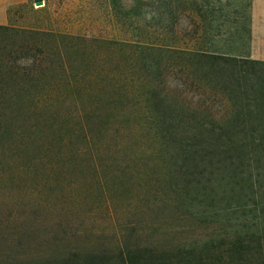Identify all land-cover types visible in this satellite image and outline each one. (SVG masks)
<instances>
[{
	"label": "rangeland",
	"instance_id": "374dc122",
	"mask_svg": "<svg viewBox=\"0 0 264 264\" xmlns=\"http://www.w3.org/2000/svg\"><path fill=\"white\" fill-rule=\"evenodd\" d=\"M44 3L37 7L34 0H0V25L77 37L72 48L63 51L73 70V86L54 95L63 102L60 113L44 121L21 119L22 133L34 124L42 129L47 121L61 145L26 151L15 143L0 142V264H28L25 259L38 260L49 252L77 247L112 249L120 239L127 244L158 241L162 245L221 240L235 222L213 224L206 219L208 212L201 211L232 205L237 194L218 167L201 170L205 179L214 178V188L202 196L193 187L175 194L176 183L185 186L177 176L180 145L176 138L167 143L152 112L160 98L150 88L160 84L170 94L164 96L172 97L177 74L153 78L143 70V55L131 47L107 45L105 40L166 43L189 50L210 44L214 50L243 51L252 58L253 34L248 40V29L254 0ZM193 20L201 27L196 28ZM197 34L200 39H194ZM211 35L218 37L212 44ZM164 64V71L180 68L173 58H164ZM202 84L190 86L182 103L200 106ZM220 104L212 103L215 113L222 111ZM26 168L33 174L26 176ZM247 194L244 190L243 201Z\"/></svg>",
	"mask_w": 264,
	"mask_h": 264
},
{
	"label": "trees",
	"instance_id": "16d2710c",
	"mask_svg": "<svg viewBox=\"0 0 264 264\" xmlns=\"http://www.w3.org/2000/svg\"><path fill=\"white\" fill-rule=\"evenodd\" d=\"M113 6L118 5L114 2ZM193 23L196 28L201 27L195 20ZM209 28H214L213 24ZM248 37L251 40V28ZM76 38L0 25V142L15 143L26 151L53 146L56 142L61 145L47 121L42 129L34 124L22 133L21 124L25 122L21 119L43 118L44 121L60 113L63 102L59 103L54 95L73 86L70 80L73 70L63 51ZM200 38L197 34L194 39ZM215 38L217 35L210 36L211 44ZM105 44L135 49V53L143 55V70L153 78L177 74L179 83L172 87V97L164 96L170 94L158 83L150 88L160 98L152 112L164 128V138L168 144L176 138L180 145L177 176L185 186L176 183L174 193L183 195L193 187L197 196H202L214 188V178L205 179L201 170L218 167L237 198L226 202L232 205L212 206L201 212L205 215L208 212L206 219L213 224L235 223L227 226L229 230H224L221 240L162 245L158 241L127 244L120 239L112 249L77 247L24 261H29L28 264H264V61L252 59L243 51L214 50L210 44L194 50L166 43L105 40ZM164 58H173L180 68L164 71ZM187 77H194L195 81H187ZM199 82L203 83L199 93L202 104H183L181 99L188 95L186 90ZM214 100L221 102L222 111H213ZM79 108L85 111L84 107ZM32 172L27 168L24 171L26 176ZM197 185L199 189L195 188ZM239 187L245 188L238 192ZM244 190L248 194L243 201ZM208 199L207 195L205 200ZM195 215L196 212L192 213Z\"/></svg>",
	"mask_w": 264,
	"mask_h": 264
},
{
	"label": "crops",
	"instance_id": "0c3cea01",
	"mask_svg": "<svg viewBox=\"0 0 264 264\" xmlns=\"http://www.w3.org/2000/svg\"><path fill=\"white\" fill-rule=\"evenodd\" d=\"M255 7L251 16L252 58L264 61V0H254Z\"/></svg>",
	"mask_w": 264,
	"mask_h": 264
},
{
	"label": "water",
	"instance_id": "95a60500",
	"mask_svg": "<svg viewBox=\"0 0 264 264\" xmlns=\"http://www.w3.org/2000/svg\"><path fill=\"white\" fill-rule=\"evenodd\" d=\"M34 2L37 7H43L45 4L44 0H34Z\"/></svg>",
	"mask_w": 264,
	"mask_h": 264
}]
</instances>
